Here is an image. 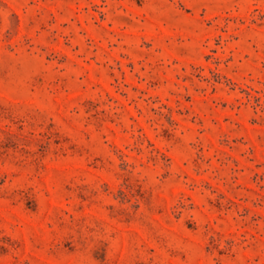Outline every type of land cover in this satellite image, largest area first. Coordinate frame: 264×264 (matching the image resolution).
Instances as JSON below:
<instances>
[{
  "label": "rangeland",
  "instance_id": "374dc122",
  "mask_svg": "<svg viewBox=\"0 0 264 264\" xmlns=\"http://www.w3.org/2000/svg\"><path fill=\"white\" fill-rule=\"evenodd\" d=\"M0 264H264V0H0Z\"/></svg>",
  "mask_w": 264,
  "mask_h": 264
}]
</instances>
